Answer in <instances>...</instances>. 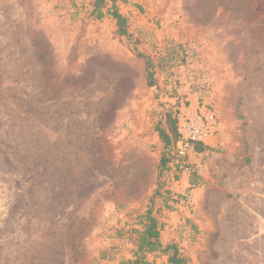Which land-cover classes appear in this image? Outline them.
I'll return each instance as SVG.
<instances>
[{
  "label": "rangeland",
  "instance_id": "1",
  "mask_svg": "<svg viewBox=\"0 0 264 264\" xmlns=\"http://www.w3.org/2000/svg\"><path fill=\"white\" fill-rule=\"evenodd\" d=\"M123 1L121 37L91 0H0V264H117L148 208L189 264H264V0ZM188 95L219 136L190 174L157 132Z\"/></svg>",
  "mask_w": 264,
  "mask_h": 264
},
{
  "label": "trees",
  "instance_id": "2",
  "mask_svg": "<svg viewBox=\"0 0 264 264\" xmlns=\"http://www.w3.org/2000/svg\"><path fill=\"white\" fill-rule=\"evenodd\" d=\"M92 11L91 17L96 20H101L104 17L110 16L116 23L119 36H127L126 19L120 15L116 8V2L123 0H91ZM143 58L144 73L146 84L153 87L154 69L153 63L149 58L138 55ZM178 121V119H177ZM166 126L168 131L163 128H158L157 132L163 148L169 151L171 145H175L179 139L178 136V123L171 119V116L166 117ZM201 144H194L196 152L201 151ZM168 161L161 158L160 166L164 167ZM165 203V202H164ZM168 209V207H166ZM138 229L133 230L131 233L134 235L130 238L133 244V251H131V258L127 260L120 259L117 264H156L155 259L158 257H165L167 264H189L190 258L181 253L177 244L174 242L163 243L161 240V233L164 229V223L160 222L158 215H153L151 208H148L143 214L138 216ZM195 229V227H193ZM101 260L106 259V254L101 252ZM112 259V258H109Z\"/></svg>",
  "mask_w": 264,
  "mask_h": 264
},
{
  "label": "built area",
  "instance_id": "3",
  "mask_svg": "<svg viewBox=\"0 0 264 264\" xmlns=\"http://www.w3.org/2000/svg\"><path fill=\"white\" fill-rule=\"evenodd\" d=\"M218 131L217 114L211 111H204L193 116L181 115L178 119L179 139L175 144L176 165H181L183 171L191 173V168L185 163V159L194 153V144H205L207 140L216 135ZM200 170L203 165H199ZM186 204L192 201V196L188 193L183 194Z\"/></svg>",
  "mask_w": 264,
  "mask_h": 264
},
{
  "label": "crops",
  "instance_id": "4",
  "mask_svg": "<svg viewBox=\"0 0 264 264\" xmlns=\"http://www.w3.org/2000/svg\"><path fill=\"white\" fill-rule=\"evenodd\" d=\"M183 100H185L186 102L190 101V105L187 106L186 111H185V114L187 116H193V115L197 114L198 111H200L199 110L200 108H198V105H197V102H196L197 100H196L194 95H188L186 98H183ZM217 135L218 134H216L215 136L210 137L205 144H201V146H200L201 147V151L196 152L194 150V154L193 155L198 157L197 158V162L200 161L202 157L204 158V156L207 154V151L209 150L210 146L216 145V143L218 142V137H219ZM203 164H205V163H203ZM203 168H205L204 165H203ZM164 230L171 231L172 229H170L169 227H165Z\"/></svg>",
  "mask_w": 264,
  "mask_h": 264
}]
</instances>
